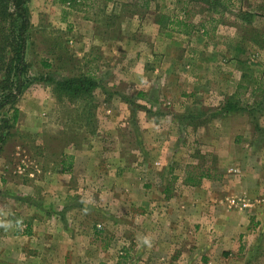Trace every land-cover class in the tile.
Returning <instances> with one entry per match:
<instances>
[{
    "label": "rangeland",
    "instance_id": "1",
    "mask_svg": "<svg viewBox=\"0 0 264 264\" xmlns=\"http://www.w3.org/2000/svg\"><path fill=\"white\" fill-rule=\"evenodd\" d=\"M64 1L28 2L32 33L26 60L31 84L15 105L20 111L16 128L8 131L6 141L0 145V182L5 181L6 191L13 195L5 203L7 209L30 217L39 213L41 228L56 231L53 242L57 244V264L63 260L65 264L155 263L153 259L158 253L150 251V244L134 246L140 234L150 231L149 218L142 220V225L138 220L150 215L145 202L148 197L142 195L148 189L140 186L142 182L150 183L153 171L149 167L156 157L163 161L172 150L175 163L183 167L190 184L197 183L200 175H208L207 165L218 164L223 169L219 175L236 167L240 168V176L225 179L224 192L222 184L215 183L219 192L225 197L244 195L253 202L264 199V14L242 29L239 21L246 17L243 18L241 10H234L241 7L239 0H150L148 9L144 8L145 0H77L76 9ZM171 18L175 22L185 21L188 26L180 29L173 25L166 29ZM215 18L218 24L211 21ZM154 20L163 28L156 36L162 45L160 53L167 46L173 52L183 48L199 51L206 44L207 52L215 54L214 61L206 65L220 69L221 73H232L227 72L229 69L237 71L235 78H220L215 89L207 86L216 98L207 97L216 100L218 93L225 95V89L228 95L233 94L235 86L242 84L246 89H239L236 94L247 112L218 115L216 107L200 98L194 102L195 106L177 113L181 108H173L171 102L165 105L166 100L156 90L155 97L161 105L154 109L145 107L146 113L135 105L132 87L122 84L120 95L129 103L127 122L118 125L106 122L105 112L99 106L101 90L109 96L120 73L139 68L134 60L135 51L139 47L143 52L154 48ZM214 28L217 37L227 40L213 45ZM90 33L98 38H89ZM102 42H108L107 54L101 51ZM117 51L115 61L113 54ZM143 65L140 64V70ZM88 71L98 83L91 96L78 101L57 100L53 81L80 78ZM140 112L147 114L146 119ZM187 113L204 115L188 121ZM172 121H176L178 128L175 139L169 137ZM189 123L191 129L185 135ZM213 123L217 124L216 130ZM196 125L204 126L205 132L194 135ZM255 126L262 133L255 131ZM245 136L247 139H243ZM214 147L220 149L216 158ZM62 153L76 155L75 167L70 172L62 170ZM140 156L146 157L145 168L135 170L141 164ZM123 169L133 171L120 173ZM213 178H218V174ZM211 185L202 188L209 190L214 187ZM201 197L207 198L208 194ZM35 207L42 209L38 212ZM262 213L261 222L255 220L256 215L249 214L244 224L259 233L253 236L259 237V250L250 252L252 264H264ZM53 214L61 217V221ZM139 225L142 230L136 229ZM12 226L19 228L21 220L15 219ZM253 238L249 239L250 244L243 243L257 244Z\"/></svg>",
    "mask_w": 264,
    "mask_h": 264
},
{
    "label": "crops",
    "instance_id": "2",
    "mask_svg": "<svg viewBox=\"0 0 264 264\" xmlns=\"http://www.w3.org/2000/svg\"><path fill=\"white\" fill-rule=\"evenodd\" d=\"M247 1L239 0L241 7L237 6L234 10L242 11L243 15H247L251 21L258 16H263L264 0ZM247 17L246 19L238 20L240 28H248L250 20L248 21ZM211 21H215L217 24L219 22L216 18L211 19ZM153 25L156 30V34L152 35L154 48L143 52L141 51L142 48L138 46L139 49L135 51L136 54L134 55L135 63L137 62V65L139 63V68L140 64L144 63L143 69L134 68L133 71L120 73L118 75L119 81L112 85L111 89L113 92L109 96L104 93L105 91L101 90L99 106L105 112L104 120L106 122L113 125H118L119 122L126 124L127 122L129 103L120 95V86L122 84L132 87L135 105L142 109H145V107L154 109L157 105H161L155 97L157 90L160 91V96L166 100L167 103L165 105L171 102L173 108H181L178 112L176 111L177 113L189 106H195L194 102L200 98L204 101L206 100L212 108L216 107L218 111H221L227 98L235 95L239 89H246L242 84H238L235 86L233 94L230 93L228 95L225 89L223 90L225 95L220 92L218 93V99H209L208 97L215 96L211 92L212 89L209 91L207 86L215 89L216 82H219L220 78L232 79L235 78L238 72L229 69L227 72L232 73H221L220 69L206 65V62H213L215 59L213 52H207L209 48L206 47V44L199 51L183 48L181 51L173 52L167 46L164 52L160 53L162 51L159 47L162 45L159 44L156 36L163 28L157 20L153 21ZM218 27H220V24ZM211 31L215 36L212 38V42L215 40L213 45L227 40L217 37L218 34L216 35L217 31L215 28L211 29ZM204 34L209 35L206 31ZM90 35L91 37L88 36L89 38H98L92 33ZM230 37L229 41L231 43L233 36L231 35ZM240 42L246 43V41ZM250 43L254 45L253 42ZM106 44L108 42H105V44L102 42L101 44L103 54H107V50L110 51ZM115 45L117 46V44ZM132 45L133 48H136V42H133ZM117 53L118 51L113 54L116 56L115 61L118 60ZM149 62L150 68H147V63ZM145 112H140V114L142 115L143 113L142 118L146 119L147 112ZM187 120L192 121L191 119ZM149 122L151 124L150 120ZM175 123L176 121L171 122V136L169 137L172 139H175L178 134V128H176L177 125ZM199 124H202V122ZM213 124V130H216V123ZM189 126L190 123L187 126L188 128H186L185 132L187 133L185 135L190 132L188 130L191 129ZM196 126H193L197 129L194 135L205 132L204 126ZM109 134L111 133H106L107 136ZM205 135H203V138H205ZM214 139L215 137L212 138V143L215 146ZM243 139H247V137L245 136ZM202 143L204 145V142ZM205 145L207 144L205 143ZM214 149L213 158H216L220 154V149L219 147H214ZM173 151L167 153L165 160L160 161V158L156 157L157 160L150 164L149 170L153 171V173L149 184L145 183L144 185L141 181L140 187L148 189L142 195L148 197L145 202L147 201L146 206L149 207L150 215L141 216L138 220L139 224L142 225V220L149 218L150 231L147 232L145 230L146 233L144 235L140 234L139 237L144 238L141 240L138 237V240L134 242V246L140 247L141 245L150 244V251L158 253L157 257L153 259L155 261L153 264H252L250 252H258L259 250V237L253 238V236H257L259 233L249 230V226L244 227V224H246L249 214L256 215V217L254 216L255 220L262 221L260 217L263 215L262 212H264V199L261 197L253 202L244 195L225 197L219 192L220 188L219 186L216 187L215 183H221V192H224L225 179L229 180L228 177L238 178L240 176V168L236 167L227 169L226 173L224 172L225 175L222 174V176L219 174L220 172L223 173V169L220 170L218 164L210 167L207 165L206 171L209 178H201L197 183L190 184L184 177L185 170L183 167L175 163V153ZM69 155L76 160L74 153H69ZM144 158L146 157H141V164H137V167H134L135 170L137 168H145ZM74 167L73 164L72 168L74 169ZM72 168L69 172L73 170ZM121 171L129 172L133 170H119L120 173ZM214 174H218V178H213ZM208 184H212L211 186L214 187L209 190H203L202 187H206ZM5 185H7L5 181L0 182V190H2L0 191V264H57V244L53 242L57 238L56 231L50 228H41L40 222L38 224L39 213H35L30 217L18 215L19 213L16 209H12V211L7 209V204L5 203H7L8 198L12 199L13 195L6 191L7 186ZM260 186L263 187L261 184ZM203 193H207L208 197L202 198L201 195ZM35 209L39 212V209L42 208L38 209L35 207ZM53 215V217H57L61 221V217L56 216V214ZM15 219L21 220L19 228L12 226L15 223ZM22 225L27 227L23 228ZM140 225L136 227L137 230L143 229V226L140 227ZM147 234H149V237ZM252 238L256 240L257 244L253 243V245L249 246L243 243L247 241L250 244L249 239ZM144 241H146L145 244H143ZM58 264H65V261L58 262Z\"/></svg>",
    "mask_w": 264,
    "mask_h": 264
},
{
    "label": "trees",
    "instance_id": "3",
    "mask_svg": "<svg viewBox=\"0 0 264 264\" xmlns=\"http://www.w3.org/2000/svg\"><path fill=\"white\" fill-rule=\"evenodd\" d=\"M29 1L0 0V145L6 141L8 131L16 128L20 111L15 105L22 93L31 84L28 78L29 63L26 60L32 33V23L28 9ZM64 2L69 3L71 8L74 9L79 6L77 0H65ZM149 4L150 0H145L144 8L148 9ZM245 17L247 15H243V18ZM173 25L180 27V29L188 26L185 21L175 22L171 18L166 26ZM253 42L259 46L258 41L254 40ZM90 75L91 72L88 71L80 78L74 76L53 81L57 100L78 101L86 96H91V93L98 88V83ZM239 112L247 111L241 107L238 94H235L227 98L221 111L217 113H219L218 115L222 113V116H230ZM203 115L193 116L191 113L188 114L187 119L199 120ZM255 131L262 133L261 128H258V126H255ZM73 162V156L66 153L61 154L63 171H69L73 166ZM207 176L200 175L201 178Z\"/></svg>",
    "mask_w": 264,
    "mask_h": 264
}]
</instances>
